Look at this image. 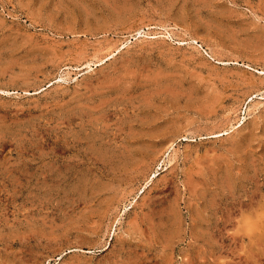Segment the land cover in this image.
Segmentation results:
<instances>
[{
	"label": "rangeland",
	"instance_id": "obj_1",
	"mask_svg": "<svg viewBox=\"0 0 264 264\" xmlns=\"http://www.w3.org/2000/svg\"><path fill=\"white\" fill-rule=\"evenodd\" d=\"M0 264H264V0H0Z\"/></svg>",
	"mask_w": 264,
	"mask_h": 264
},
{
	"label": "bare ground",
	"instance_id": "obj_2",
	"mask_svg": "<svg viewBox=\"0 0 264 264\" xmlns=\"http://www.w3.org/2000/svg\"><path fill=\"white\" fill-rule=\"evenodd\" d=\"M183 41V40H182ZM182 43V42H181ZM225 133H228L227 131H223V132H220V133H217V135H222V134H225Z\"/></svg>",
	"mask_w": 264,
	"mask_h": 264
}]
</instances>
